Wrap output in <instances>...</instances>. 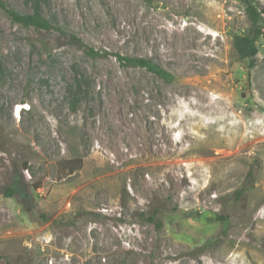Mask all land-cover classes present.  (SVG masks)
<instances>
[{"label":"rangeland","instance_id":"1","mask_svg":"<svg viewBox=\"0 0 264 264\" xmlns=\"http://www.w3.org/2000/svg\"><path fill=\"white\" fill-rule=\"evenodd\" d=\"M41 7L83 45L0 7V264H264V21L248 69L241 0Z\"/></svg>","mask_w":264,"mask_h":264},{"label":"trees","instance_id":"2","mask_svg":"<svg viewBox=\"0 0 264 264\" xmlns=\"http://www.w3.org/2000/svg\"><path fill=\"white\" fill-rule=\"evenodd\" d=\"M44 0H33L32 12H20L17 9L9 6L4 1L0 0V7L4 9L11 17V20L15 23H19L25 27H33L38 30L52 31L58 30L65 37H69L74 43L81 44L80 37L70 32L66 27L60 25H54L53 22L45 17L42 13V2ZM245 6V13L250 21V26L245 33L238 34L234 37L233 46L239 55L240 59L248 60V69L254 67L256 56L259 52L257 41L263 34V21H264V8H259L256 0H241ZM85 46V52L93 57L114 56L123 66H138L145 68L146 70L158 75L166 81L174 80V75L169 71H166L162 66L149 58H143L138 56L123 55L119 52H108L95 50L93 47ZM85 81V80H84ZM81 79L75 78L73 88L76 91L71 93L72 106L76 103L81 92ZM242 191V190H241ZM12 190H9L11 193ZM226 216H220V219L224 220ZM149 220L154 222L158 228H161L162 220L158 219L156 215L149 216ZM203 245L199 250H203Z\"/></svg>","mask_w":264,"mask_h":264}]
</instances>
